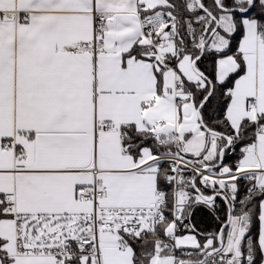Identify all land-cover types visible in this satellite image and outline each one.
I'll return each mask as SVG.
<instances>
[{
	"label": "snow or ice",
	"instance_id": "6c2138e0",
	"mask_svg": "<svg viewBox=\"0 0 264 264\" xmlns=\"http://www.w3.org/2000/svg\"><path fill=\"white\" fill-rule=\"evenodd\" d=\"M0 264H264V0H0Z\"/></svg>",
	"mask_w": 264,
	"mask_h": 264
},
{
	"label": "trees",
	"instance_id": "16d2710c",
	"mask_svg": "<svg viewBox=\"0 0 264 264\" xmlns=\"http://www.w3.org/2000/svg\"><path fill=\"white\" fill-rule=\"evenodd\" d=\"M209 227H211V224L209 223V225H208Z\"/></svg>",
	"mask_w": 264,
	"mask_h": 264
}]
</instances>
